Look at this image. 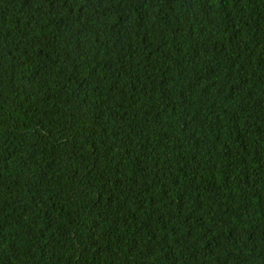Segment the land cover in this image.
Returning <instances> with one entry per match:
<instances>
[{"label":"trees","instance_id":"obj_1","mask_svg":"<svg viewBox=\"0 0 264 264\" xmlns=\"http://www.w3.org/2000/svg\"><path fill=\"white\" fill-rule=\"evenodd\" d=\"M0 264H264V0H0Z\"/></svg>","mask_w":264,"mask_h":264}]
</instances>
